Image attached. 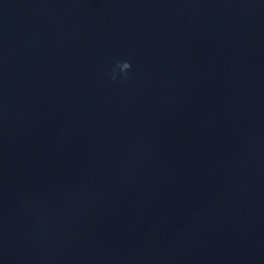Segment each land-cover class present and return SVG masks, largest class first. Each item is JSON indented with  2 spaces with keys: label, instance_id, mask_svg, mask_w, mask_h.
Returning <instances> with one entry per match:
<instances>
[{
  "label": "clouds",
  "instance_id": "obj_1",
  "mask_svg": "<svg viewBox=\"0 0 264 264\" xmlns=\"http://www.w3.org/2000/svg\"><path fill=\"white\" fill-rule=\"evenodd\" d=\"M116 68L119 69V72L121 74H124L125 75V78H126V74L130 71L131 69V63L129 61H122V62H119L117 65H116ZM112 79L115 80L116 79V73H115V69L113 70L112 74Z\"/></svg>",
  "mask_w": 264,
  "mask_h": 264
}]
</instances>
